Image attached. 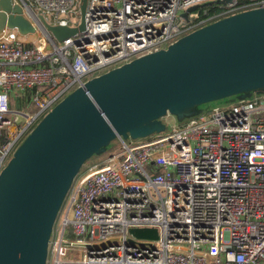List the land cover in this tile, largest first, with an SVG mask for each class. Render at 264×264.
<instances>
[{
	"label": "built area",
	"instance_id": "1",
	"mask_svg": "<svg viewBox=\"0 0 264 264\" xmlns=\"http://www.w3.org/2000/svg\"><path fill=\"white\" fill-rule=\"evenodd\" d=\"M22 1L53 26L81 25V0ZM261 8L264 0H87L84 30L60 44L2 29L0 173L39 119L92 78ZM15 97L35 111L13 112ZM122 143L76 177L48 262L264 264V94L206 109L165 137ZM74 243L90 247L67 259Z\"/></svg>",
	"mask_w": 264,
	"mask_h": 264
},
{
	"label": "water",
	"instance_id": "2",
	"mask_svg": "<svg viewBox=\"0 0 264 264\" xmlns=\"http://www.w3.org/2000/svg\"><path fill=\"white\" fill-rule=\"evenodd\" d=\"M86 3L81 0L79 28H69L49 24L22 0H0V31L39 33L60 44L84 30ZM255 94H264V8L210 24L167 50L92 78L43 117L0 173V264H47L76 177L114 140L147 138L165 131L168 115L192 118L206 110L189 113L201 105ZM131 233L158 237L156 230Z\"/></svg>",
	"mask_w": 264,
	"mask_h": 264
},
{
	"label": "rangeland",
	"instance_id": "3",
	"mask_svg": "<svg viewBox=\"0 0 264 264\" xmlns=\"http://www.w3.org/2000/svg\"><path fill=\"white\" fill-rule=\"evenodd\" d=\"M81 18V16H79ZM21 41L24 42V43H31V44H36L39 42V40L41 38H43V35L42 34H34V35H29V36H21ZM16 95V93H15ZM237 96L235 97H230V98H227V99H222V100H218V101H214V102H210V103H207V104H204V105H201L199 107H196L194 109H192L189 113H193V112H197L198 110H201V109H211L215 106H221V105H226L228 102H231L232 99H236ZM11 110L13 112H21V111H32L34 112L35 109L33 107L32 104L30 103H27L26 99L25 98H21V97H17L14 101L11 102ZM49 113V112H48ZM8 118L10 120L13 119V116H8ZM43 119L40 118L39 121L35 124V126L32 128V130L38 125V123ZM190 119V117H186L182 120L178 119L177 116H174V115H168L166 118H164L162 121L165 123V131L162 132V133H156L150 137H147V138H140V139H136V140H133V139H128V140H125V142L128 144V145H139V144H143L145 142H148V141H151L153 140L155 137H159V136H162V137H165L167 135L170 134L171 130H172V126L174 124H177L178 126L179 125H182V123H186L188 122ZM29 135V133L25 136V138ZM24 138V139H25ZM23 139V141H24ZM3 141V140H1ZM22 141V142H23ZM22 142L17 146V148L22 144ZM124 144L119 141V140H114L112 142V144L106 148V152L100 154V155H94L89 161H87L85 163V165L83 166L82 170L87 167L88 165H97V164H100L102 162H104L111 154H114V153H118L122 150ZM17 150V149H16ZM8 163V162H7ZM3 170V169H2ZM68 198H66L63 206H62V209L58 215V218H57V221H56V224H55V227H54V234L53 236H56L58 235V232L60 231V229L62 228V225H63V221H64V218H65V215L68 211ZM85 250V248H78V247H73V246H68V251H67V259L73 257L74 259H80L82 258L83 256V251ZM48 264H51V262L49 261Z\"/></svg>",
	"mask_w": 264,
	"mask_h": 264
},
{
	"label": "crops",
	"instance_id": "4",
	"mask_svg": "<svg viewBox=\"0 0 264 264\" xmlns=\"http://www.w3.org/2000/svg\"><path fill=\"white\" fill-rule=\"evenodd\" d=\"M25 14H26V16H27L28 18H30V17L28 16L27 13H25ZM19 35H20V34H19ZM20 37H21V35L19 36V38H20ZM20 40H21V38H20ZM16 98H17V97L13 98L12 101H14ZM12 101H11V102H12ZM10 107H11V103H10ZM66 215H67V213H66ZM66 215H65V216H66Z\"/></svg>",
	"mask_w": 264,
	"mask_h": 264
},
{
	"label": "bare ground",
	"instance_id": "5",
	"mask_svg": "<svg viewBox=\"0 0 264 264\" xmlns=\"http://www.w3.org/2000/svg\"><path fill=\"white\" fill-rule=\"evenodd\" d=\"M166 118V117H165Z\"/></svg>",
	"mask_w": 264,
	"mask_h": 264
}]
</instances>
